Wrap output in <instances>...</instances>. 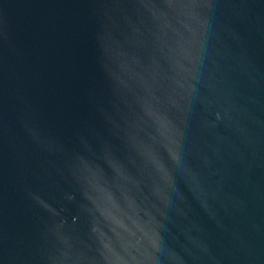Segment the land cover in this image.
I'll list each match as a JSON object with an SVG mask.
<instances>
[{
    "label": "water",
    "instance_id": "obj_1",
    "mask_svg": "<svg viewBox=\"0 0 264 264\" xmlns=\"http://www.w3.org/2000/svg\"><path fill=\"white\" fill-rule=\"evenodd\" d=\"M0 264H264V0H0Z\"/></svg>",
    "mask_w": 264,
    "mask_h": 264
}]
</instances>
